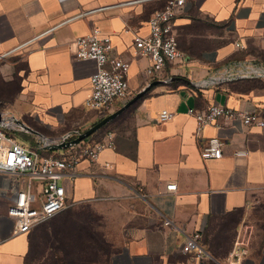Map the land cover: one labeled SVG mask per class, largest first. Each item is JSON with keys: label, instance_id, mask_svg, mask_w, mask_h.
Returning a JSON list of instances; mask_svg holds the SVG:
<instances>
[{"label": "crops", "instance_id": "obj_1", "mask_svg": "<svg viewBox=\"0 0 264 264\" xmlns=\"http://www.w3.org/2000/svg\"><path fill=\"white\" fill-rule=\"evenodd\" d=\"M162 1L0 0V110L49 137L98 120L84 104L94 63L73 58V40L94 22L110 38L112 53L129 62L128 96L113 110L151 79H182L150 86L105 123L101 132L112 131L113 147L103 148L93 162H77L71 182L63 180L65 206L54 215L79 206L99 218L112 247L106 264H195L179 246L197 230L208 254L205 264H264V125L203 126L201 140L215 135L223 143L220 157L202 159L194 118L185 112L187 106L217 103L257 107L264 118L262 76L188 82L218 73L226 63L264 66V0H185L173 22L185 60L149 77L148 59L133 53L132 35L145 34L150 12ZM85 10L92 11L77 15ZM162 108L172 115L159 121ZM236 149L246 154L234 155ZM169 182L173 190H165ZM7 185L0 173V189ZM9 201L0 196V264H31V229L12 231ZM226 216L236 221L221 251L211 246L210 227Z\"/></svg>", "mask_w": 264, "mask_h": 264}, {"label": "built area", "instance_id": "obj_2", "mask_svg": "<svg viewBox=\"0 0 264 264\" xmlns=\"http://www.w3.org/2000/svg\"><path fill=\"white\" fill-rule=\"evenodd\" d=\"M184 3L185 0H163L160 6L150 12L145 34L132 35L133 53L148 59L144 73L149 77L154 76L167 63H181L185 60L177 48L173 32V22L183 10ZM90 11L92 10H85L77 15H85ZM73 44L74 59L87 58L94 63L88 76L90 91L84 104L94 109L101 118L113 110L116 101L128 96L125 75L129 62L112 53L110 38L101 34L94 22L87 32L73 40ZM249 66L259 65L226 63L215 74L240 75ZM185 112L194 118L193 136L202 159L220 157L223 143L215 135L201 140L200 131L203 126L210 124L221 127L232 121H238L246 127L264 125L262 110L257 107L235 108L209 103L203 108L187 106ZM171 115L170 110L162 108L157 113V120H167ZM8 130L20 131L5 120L0 122V173L8 179V185L0 189V196L10 198L6 214L13 218V232H27L38 222L61 210L65 206L66 190L63 180L71 182L76 174L77 162L82 159L93 162L103 148L113 147V133L110 129L102 131L98 138L87 136L74 145L48 152L41 151L43 149L39 147L37 140L36 148L30 147ZM233 154L243 156L246 150L236 149ZM164 188L173 190L175 183H166ZM200 237L201 230L185 234L179 246L182 253L191 254L195 264H205L208 257L199 241Z\"/></svg>", "mask_w": 264, "mask_h": 264}, {"label": "rangeland", "instance_id": "obj_3", "mask_svg": "<svg viewBox=\"0 0 264 264\" xmlns=\"http://www.w3.org/2000/svg\"><path fill=\"white\" fill-rule=\"evenodd\" d=\"M18 133L36 144L37 137ZM235 221V216H226L210 227L211 246H221V251L224 250L233 235ZM100 225L99 218L79 206L38 222L30 230V263L106 264L112 247L110 237L103 235Z\"/></svg>", "mask_w": 264, "mask_h": 264}, {"label": "water", "instance_id": "obj_4", "mask_svg": "<svg viewBox=\"0 0 264 264\" xmlns=\"http://www.w3.org/2000/svg\"><path fill=\"white\" fill-rule=\"evenodd\" d=\"M249 76H262L264 77V66H249V68L240 75H228V74H209L204 76L203 78L197 80H188V82L194 86H201V85H208V84H215L225 80H231L238 77H249ZM174 79H182L178 76H169L167 78H154L149 80L146 84H144L141 88L136 90L126 101H124L120 106L112 110L111 112L107 113L106 115L102 116L88 127L83 130L72 129L68 130L58 137H49L44 135L43 133L39 132L38 130L32 128L24 121L13 115L11 112H3L0 110V122L2 120L7 121V123H11L14 129L24 132V133H31L37 137V141L39 142V147L41 149H50V150H57L62 149L75 143L79 142L80 140L86 138L91 133L95 132L98 128L102 125L110 121L114 118L117 114H119L124 108H126L129 104L133 101L138 99L145 91H147L150 86L157 84V83H164L169 82Z\"/></svg>", "mask_w": 264, "mask_h": 264}, {"label": "trees", "instance_id": "obj_5", "mask_svg": "<svg viewBox=\"0 0 264 264\" xmlns=\"http://www.w3.org/2000/svg\"><path fill=\"white\" fill-rule=\"evenodd\" d=\"M161 5V4H160ZM159 5V6H160ZM5 89V88H4ZM3 101V100H2ZM4 102V101H3ZM105 125V124H104ZM104 125H102L100 128H98L95 132H93V133H91L90 135H89V137H92V138H97V135L99 134V133H101V130L103 129V127H104ZM8 132H10V133H12L13 135H16L18 138H19V140L21 141V142H23L24 144H26V145H28V146H30V147H35L36 148V144H35V142H32V141H25V139L23 138V137H21V136H18V132H16V131H12V130H8ZM24 134V133H23ZM42 152H48V151H51L50 149H43V150H41Z\"/></svg>", "mask_w": 264, "mask_h": 264}]
</instances>
